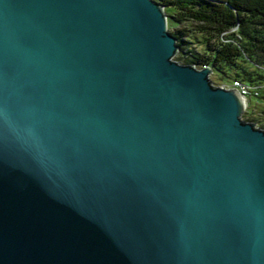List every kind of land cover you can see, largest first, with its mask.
<instances>
[{
  "label": "water",
  "instance_id": "95a60500",
  "mask_svg": "<svg viewBox=\"0 0 264 264\" xmlns=\"http://www.w3.org/2000/svg\"><path fill=\"white\" fill-rule=\"evenodd\" d=\"M179 50L154 0H0V264H264V130Z\"/></svg>",
  "mask_w": 264,
  "mask_h": 264
},
{
  "label": "trees",
  "instance_id": "16d2710c",
  "mask_svg": "<svg viewBox=\"0 0 264 264\" xmlns=\"http://www.w3.org/2000/svg\"><path fill=\"white\" fill-rule=\"evenodd\" d=\"M154 1L166 7L169 30L178 39L180 50L175 61L197 69L208 65L213 74L217 70L230 79L224 83L212 80L215 85H230L236 80L250 85L264 84V0ZM176 23L178 27L173 28ZM195 23L198 25L193 30L191 25ZM237 27L238 33H230ZM195 30L203 35L204 41L193 36ZM226 32L229 33L223 36ZM251 111L243 118H249ZM246 122L257 126L259 119Z\"/></svg>",
  "mask_w": 264,
  "mask_h": 264
},
{
  "label": "rangeland",
  "instance_id": "374dc122",
  "mask_svg": "<svg viewBox=\"0 0 264 264\" xmlns=\"http://www.w3.org/2000/svg\"><path fill=\"white\" fill-rule=\"evenodd\" d=\"M165 11L167 13L166 7H165ZM176 12V11H174ZM168 14V13H167ZM178 14V11L177 13ZM198 24H192L191 28L197 27ZM173 28L174 27H178L177 23L172 25ZM170 27V25L168 26ZM170 31V30H169ZM229 32L224 33V35L228 34ZM230 33H238V27L234 28L233 30L230 31ZM193 36L197 38V40H199L200 42L204 41V37L202 34L198 33L196 30L195 32L193 31ZM202 51V48L199 49ZM175 60V59H174ZM231 73V71H229ZM211 80H214L218 83H224V82H228L230 79H226L222 76V74L220 72H218L217 70H214V74L210 76ZM247 84V83H246ZM222 84H220L219 86H221ZM233 83H230L229 86H232ZM223 86V85H222ZM256 93V94H255ZM264 94V84H258L255 85L253 87H251V94L249 99L247 100V109L246 112H252L251 110H253L252 113V117L249 115V118H245L244 121L246 122V120L248 119H253V118H258L259 122L257 124L256 127L258 128H264V100L262 99V96ZM252 103V104H251ZM250 104L252 107H250ZM252 108V109H251Z\"/></svg>",
  "mask_w": 264,
  "mask_h": 264
},
{
  "label": "built area",
  "instance_id": "2783aa9c",
  "mask_svg": "<svg viewBox=\"0 0 264 264\" xmlns=\"http://www.w3.org/2000/svg\"><path fill=\"white\" fill-rule=\"evenodd\" d=\"M223 36H224V34H223ZM206 67H208V65L204 66L203 68H206ZM222 85H221V87H225L227 89L239 90L240 93L247 98V100L249 99L250 94H251V87L255 86V85L246 84L240 80L234 81L232 86H229L227 84H222Z\"/></svg>",
  "mask_w": 264,
  "mask_h": 264
},
{
  "label": "clouds",
  "instance_id": "9594fccd",
  "mask_svg": "<svg viewBox=\"0 0 264 264\" xmlns=\"http://www.w3.org/2000/svg\"><path fill=\"white\" fill-rule=\"evenodd\" d=\"M208 67H211V66H208ZM196 68V67H195ZM202 69H204V68H202ZM211 69L213 70V68L211 67ZM199 70H201V69H199ZM213 75V74H212ZM216 86H219V85H216Z\"/></svg>",
  "mask_w": 264,
  "mask_h": 264
}]
</instances>
